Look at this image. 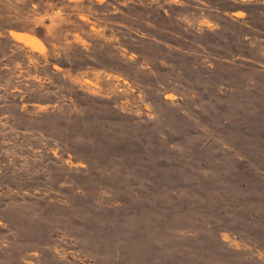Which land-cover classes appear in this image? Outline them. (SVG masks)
<instances>
[{
    "label": "rangeland",
    "instance_id": "obj_1",
    "mask_svg": "<svg viewBox=\"0 0 264 264\" xmlns=\"http://www.w3.org/2000/svg\"><path fill=\"white\" fill-rule=\"evenodd\" d=\"M0 264H264V0H0Z\"/></svg>",
    "mask_w": 264,
    "mask_h": 264
}]
</instances>
